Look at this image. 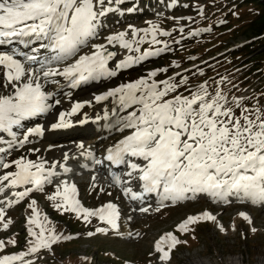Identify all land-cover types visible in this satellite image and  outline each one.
<instances>
[{"label":"snow or ice","instance_id":"6c2138e0","mask_svg":"<svg viewBox=\"0 0 264 264\" xmlns=\"http://www.w3.org/2000/svg\"><path fill=\"white\" fill-rule=\"evenodd\" d=\"M114 3L0 0V46H11L7 51L0 48V88L10 89L0 94V144L7 145L0 147V226L8 230L14 223L8 211L25 201V211L30 213L24 217L25 249L8 253L7 247L16 246V239H0V264H37L42 252L54 255L55 245L73 239L56 231L48 214L39 209L35 193L45 194L53 210L61 215H74L87 224L98 220L103 226L89 231L88 237L114 234L129 242L142 237L132 227L136 214L149 216L181 202L207 198L216 204L236 201L264 208V102L234 95L226 86L237 85L227 77L193 85L185 73L203 75V69L193 65L196 72L179 71L181 65L172 61L167 67L150 69L134 80L94 94L92 99L71 101L70 108L55 112L63 103L57 95L64 86L76 89L89 82L109 80L173 50L169 41L159 38L171 37L172 32L151 21L144 28L128 24L102 35L106 18L116 11ZM198 14L203 17L202 7ZM172 19L178 25L182 19L192 20ZM175 31L181 34V39L174 41L179 45L185 38V26ZM208 31L190 30L187 35L195 37ZM145 44L148 47L142 48ZM170 67L178 71L168 76ZM162 74L165 78L158 79ZM48 85L56 90H47ZM70 97L71 93H64V98ZM109 98L114 105L112 114L117 116V130L127 134L105 149L103 159H97L82 143L77 147L80 156L100 165L106 161L119 170L110 173L109 186L119 190L120 198L127 202L124 208L113 201L96 208L84 206L77 184L67 179L72 172L68 161L74 158L67 152L52 161L42 154L36 160L26 155L5 159L14 150L34 145V140L49 129L72 126L71 118L85 106ZM51 114H55V120L47 126L36 124L22 134L16 131L30 118ZM104 118H108L107 112ZM78 122L85 123L86 119ZM4 134L10 139L5 140ZM26 151L42 152L35 146ZM48 186L53 187L51 193H46ZM91 187L97 189L95 184ZM240 216L249 225L254 224L247 213ZM202 222L216 223L217 216L210 211L187 216L175 232L164 233L155 241L149 255L156 256L157 264H171L173 252L188 243L176 233L194 232V226ZM217 227L227 231L223 224L217 223ZM250 230L257 232L254 226Z\"/></svg>","mask_w":264,"mask_h":264},{"label":"rangeland","instance_id":"374dc122","mask_svg":"<svg viewBox=\"0 0 264 264\" xmlns=\"http://www.w3.org/2000/svg\"><path fill=\"white\" fill-rule=\"evenodd\" d=\"M254 1L115 0L113 7L116 11L113 15L118 19L108 18L102 35L121 30L128 24L144 28L148 26L146 22L151 21L161 29L172 32L171 37L159 38L169 41L173 50L159 57L150 58L126 71L129 74L121 73L119 77L102 82L103 84L99 85L96 91H106L120 83L145 75L150 69L167 67L172 61H176L181 65L179 71L191 69L192 72H196L193 65L203 69V75L197 73L192 76L185 73L193 85L204 80L211 82L213 79L227 77L232 84L237 85L236 88H232L231 84L226 86L234 95L253 97L252 102H255V99L264 102V97H261L264 93V4H256L257 1ZM201 7L204 10L203 17L198 14V9ZM130 8L134 10L127 11ZM173 17H191L192 20L182 19L178 25ZM180 25L185 26L183 34L185 38L177 45L174 41L180 40L181 34L175 29ZM204 28H209L210 31L201 32L195 37L187 35L190 30ZM147 47V44L142 46V48ZM192 56L196 59L189 60ZM176 71L178 69L170 67L166 75L171 76ZM164 78L163 74L158 76V79ZM32 146L42 147L35 142L25 149L12 151L11 155L5 156V159L12 160L21 155H26L29 159H37L38 155H43V147L41 153H28L27 147ZM46 150L49 151L47 148ZM47 151L45 154L48 153ZM81 177L76 179L82 181ZM99 188H104L105 192H98ZM78 190L79 198L86 207L93 208L106 201L115 200L124 208L120 195L113 189L97 186L94 190L85 181L78 184ZM52 191L53 188H46V193ZM109 191L112 193L111 196L107 195ZM34 198L38 201L39 209L48 214L58 233L75 236L73 241H61L55 245L54 255L46 251L42 252L37 264H157L156 256L149 255L154 250L156 236L175 232L176 226L187 216L197 215L203 211H210L216 215L217 222H202L197 228L196 225L194 226L196 230L194 232L176 233L188 243L173 252L171 264H182V262L183 264H264V208L259 206L212 204L207 199L195 200L189 204L181 202L176 207L163 209L160 213L135 217L132 227L140 231L142 237L129 242L114 234L108 236L97 234L95 237H88L89 231L103 226L98 220L93 219L92 223L87 224L74 215H61L54 211L45 194L35 193ZM26 204L27 201L8 211V217L14 221L8 230H3L0 226V239L15 238L17 241L16 246L7 247L8 253L25 249L27 233L24 217L30 214L25 211ZM241 212L247 213L254 224L249 225L240 216ZM217 223L223 224L227 231L221 232ZM252 226L257 228V232H251Z\"/></svg>","mask_w":264,"mask_h":264},{"label":"bare ground","instance_id":"6f19581e","mask_svg":"<svg viewBox=\"0 0 264 264\" xmlns=\"http://www.w3.org/2000/svg\"><path fill=\"white\" fill-rule=\"evenodd\" d=\"M98 82L99 81H94V82H89L87 84H83L82 87L78 88L75 92H72L71 89H69V88H62V89L58 90L57 98H62L63 103L60 106H58V108L55 110V112L58 113L59 110H64V109L70 108L71 101H78V100H76V96L90 94V92L95 87L94 85H96ZM53 90H56L55 87L49 89V91H53ZM9 91H10V89H8V88H0V94H5V93H8ZM64 93H71L70 99L64 98ZM73 93H75V94L73 95ZM82 100H87V99L83 98L80 101H82ZM113 106L114 105H113V101L111 98H109V100L103 101L101 103H93V105L91 106L92 107L91 116L89 118H87V123H81V124H83V126L84 125L87 126V124H92V125H94V129L101 130V126L103 125V123H101V122L107 121L109 119H112L114 122H116L117 116L112 114ZM106 112L108 114L107 119L104 118ZM119 115L122 116V115H124V113H120ZM80 116L81 115H77V116H73L71 118L72 121H75L72 124V126L65 128V129H58V130L49 129L45 132V135L42 138L37 139V141L39 142V144L43 148L49 149V146H52L51 149L49 150V151H51V153L48 152V153H46V155H53V156H57L58 154L62 155L64 151L72 148V146L75 145V143L71 142V140L79 137V135H76L74 133V131L73 132H71V131L74 128L82 127L81 124L78 123V121L83 120L85 118H83V116H81V117ZM97 117H100V118L97 119ZM54 120H55V114H51V115L36 116V117L30 118L24 122H29V123L38 122V124H43V125L47 126L51 122H54ZM100 120H101V122L97 123ZM24 125L25 124L23 123L22 127ZM89 129H91V128L89 127ZM17 130H19V128ZM60 131L61 132L65 131V133L63 135L59 136L58 132L60 133ZM4 137H8V136L6 134H4ZM0 147L6 148L7 145L6 144H0ZM0 155H2V153H0ZM182 264H183V262H182ZM196 264H199V263H196Z\"/></svg>","mask_w":264,"mask_h":264},{"label":"trees","instance_id":"16d2710c","mask_svg":"<svg viewBox=\"0 0 264 264\" xmlns=\"http://www.w3.org/2000/svg\"><path fill=\"white\" fill-rule=\"evenodd\" d=\"M257 1V2H256ZM256 4H264V0H255ZM262 2V3H261ZM264 18V17H263Z\"/></svg>","mask_w":264,"mask_h":264}]
</instances>
